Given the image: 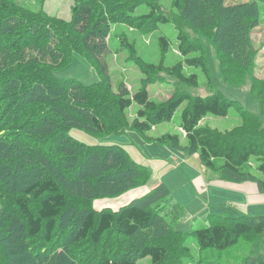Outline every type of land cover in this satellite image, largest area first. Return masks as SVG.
I'll return each mask as SVG.
<instances>
[{
  "label": "trees",
  "instance_id": "1",
  "mask_svg": "<svg viewBox=\"0 0 264 264\" xmlns=\"http://www.w3.org/2000/svg\"><path fill=\"white\" fill-rule=\"evenodd\" d=\"M87 1L76 3L68 21L62 18L32 21L28 18L30 13L22 7L13 8L7 1L0 0V8L5 10L0 18L3 23L0 103L6 105L5 111H0V131L9 128V135H0V158L10 162L9 169H3L0 191L13 197L11 205L0 201V264H62L64 259L69 264H80L76 263L77 256L69 257L67 249L50 244L59 217L65 213L73 214L75 243L88 239L94 245L105 235L115 234L126 240L136 238L139 233L150 235L155 220L162 219L141 200L121 207L116 213L108 209L97 211L86 205L96 196L124 192L140 185L147 181L150 173L146 166L133 161L120 145L113 142L87 144L71 136V128L102 136L122 132L131 125L143 140L168 144L188 154L198 153L203 166L223 171L234 182L253 180L264 193V150L244 136L241 140L224 139L200 125L206 115L225 117L228 114L232 104L226 97L219 94L195 96L181 109L178 126L187 141L184 146L178 134L167 132L151 137L146 133L151 126L169 121L188 97H179L160 107L145 88L130 91L121 79H115L109 72L106 49L97 47L103 32L99 19L94 18L95 4ZM175 3L198 19L203 6L211 8L215 15L209 20L220 21V26L226 28L230 25L232 35L240 27L241 17L251 12L255 14L254 2H239L234 6L224 5L223 0H176ZM138 8L148 9V16H154L148 0H140L132 9ZM241 9L244 10L241 12ZM231 15L236 18L230 19ZM154 22L168 24L164 15H157ZM114 25L104 19L102 27L105 33H110ZM16 31L22 34L16 36ZM180 37V43L185 44V39ZM75 40L81 44L79 51L72 45ZM239 46L240 40L238 47L231 49ZM75 51L84 54L93 65L98 75L96 82L86 85L75 78L54 77V70L67 65ZM186 61L205 71L200 58ZM171 72L185 84H197L196 75H184L178 65L173 66ZM134 105L135 114L129 121L127 110ZM254 154L263 158L254 165V170L261 174L259 177L248 166L249 157ZM14 166H20L21 170H14ZM17 172L22 173L20 179L27 178L22 186L17 185ZM161 193L165 194L162 197L169 193L163 182L144 198L159 197ZM211 216L220 218L217 214ZM250 232H264V214L230 217L227 224L215 222L194 229L193 234L198 249L222 250L237 239L246 238ZM40 237L45 245L36 253L30 242ZM122 251L102 258L97 264H139L131 257L133 254ZM139 252L140 256H149L153 264H161L167 247L147 240ZM262 256L264 259V252Z\"/></svg>",
  "mask_w": 264,
  "mask_h": 264
},
{
  "label": "rangeland",
  "instance_id": "2",
  "mask_svg": "<svg viewBox=\"0 0 264 264\" xmlns=\"http://www.w3.org/2000/svg\"><path fill=\"white\" fill-rule=\"evenodd\" d=\"M5 1L13 8L22 7L28 11V18L32 21H39L41 18L45 21L47 18H62L68 21L72 18L73 7L83 0ZM139 1L87 2L95 4L97 14L94 18L99 19L98 24L103 32L97 47L106 49L109 72L115 79H121L130 91L145 88L150 98L160 107L167 106L179 97H188L169 121L151 126L146 133L151 137L167 132L178 134L184 146L187 141L178 126L181 109L195 96L219 94L230 101L232 109L228 110L225 117L206 115L200 125L218 133L224 139L241 140L244 136L251 139L257 148L264 150V0H223L224 5L228 6L239 2L255 4L252 7L255 14L251 12L241 17L240 27L234 30L233 35L230 33V25L228 29L220 26V21L209 20L215 14L207 6H203V13L198 19L189 11L178 7L176 0H148L154 11V16L149 17L148 9H132ZM4 14L5 10L0 8V18ZM157 15L167 17L168 24L155 23ZM233 18L235 19L236 15H231L230 19ZM104 19L116 24L110 33H105V28L102 27ZM2 29L3 23H0V31ZM15 33L16 36L22 34L18 31ZM180 36L185 39V44L180 43ZM239 40V48L231 49L232 46L238 47ZM2 41L0 38V42ZM72 45L79 51V42L75 40ZM76 51L67 65L54 70V77L75 78L86 85L96 82L98 75L93 65L84 54ZM188 58H200L205 71L187 64ZM176 65L186 76L195 74L197 84L192 86L178 80L171 72L172 67ZM5 106V102L0 103L2 113ZM135 110L136 105L127 110L129 121ZM8 129L1 130L0 135H9ZM70 134L87 144L116 143L133 161L146 166L150 173L146 182L130 187L124 192L96 196L86 205L97 211L108 209L116 213L121 207L141 200L143 205L162 217L155 220L150 235L139 233L136 238L128 240L115 234L105 235L98 245H94L88 239L75 243V220L71 218L73 214L65 213L59 217L50 244L67 249L69 257L71 254L77 256L76 263L97 264L102 258L122 251V248L127 251L122 253L133 254L131 257L139 264H153L149 256L143 257L139 254L141 245L148 240L167 247V255L161 264H264V232H250L246 238H239L222 250L198 249L193 234L196 228L215 222L227 224L230 217L239 215L234 209L236 201L228 199L231 189L222 185L229 186L246 181L256 184L255 181L234 182L226 177L223 171L216 172L203 166L198 153L188 154L168 144L147 142L131 125L126 126L122 132L105 133L102 136L79 128H71ZM262 159V156L254 154L248 160V166L257 177L261 174L254 170V165ZM5 160L7 162L0 158L1 183L3 169H9L10 165V162ZM14 170H21V167L14 166ZM15 176L18 186H22L23 181L27 180L26 177L20 179L21 172H17ZM159 182L167 186L169 193L164 197L162 196L165 194L161 193L159 197L144 198ZM215 182H221L222 185ZM9 185L11 186V183ZM12 198V195L0 191L2 203L11 205ZM176 203L180 206L176 207ZM212 214H217L220 218L214 219ZM30 244L36 253L42 251L45 245L41 237L32 240ZM64 261L62 264H69L67 259Z\"/></svg>",
  "mask_w": 264,
  "mask_h": 264
},
{
  "label": "crops",
  "instance_id": "3",
  "mask_svg": "<svg viewBox=\"0 0 264 264\" xmlns=\"http://www.w3.org/2000/svg\"><path fill=\"white\" fill-rule=\"evenodd\" d=\"M149 167L152 168L151 165ZM215 184L222 185L221 182H215ZM222 186L231 189L228 199L236 201L234 209L238 211L239 215L258 216L264 214V193L258 191L256 184L246 181Z\"/></svg>",
  "mask_w": 264,
  "mask_h": 264
}]
</instances>
